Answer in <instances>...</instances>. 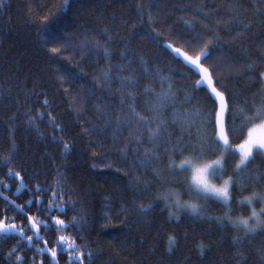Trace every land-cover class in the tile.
Here are the masks:
<instances>
[{
	"label": "snow or ice",
	"instance_id": "6c2138e0",
	"mask_svg": "<svg viewBox=\"0 0 264 264\" xmlns=\"http://www.w3.org/2000/svg\"><path fill=\"white\" fill-rule=\"evenodd\" d=\"M6 7L7 0H0V10ZM71 7L70 0H63L60 10ZM225 7L231 8V15L227 18L218 16L215 26L208 22L205 6L201 5L193 12L194 18L196 14L202 13L198 17L201 22L199 30L194 22L184 20L182 30L169 29L170 34L163 36L162 31H157L159 21L152 19V10H147L145 19V10L141 5L136 13L140 26L137 28L134 25L129 35L121 37L119 41L108 35L114 29L98 31L92 27L93 34L90 37L89 28L81 27L79 30L84 39L78 45H72L59 34L63 32L62 28L53 32L50 40L42 43L56 45L47 47V53L59 87L68 96H73L71 86L78 85L89 98L95 97L99 101L95 106L98 116L107 118L115 115V121L108 119L101 131L111 132L112 143L119 147L126 165L129 164L127 157L131 154V166L153 177L144 180L143 186L142 178L132 171L125 173L127 181L111 177L114 184L122 186V191L133 196L132 204L137 209L138 217L135 223H142V217L152 215L153 210L162 204L161 210H167L169 220L179 222L182 216L187 215L199 222L214 224L222 234L221 240L231 231V245L235 249L233 260L236 264H245L247 256L242 249L251 247L252 240L257 236L264 237V72L255 75L257 64L264 65V40L261 41V55H251L246 40L241 38H246L249 33L254 35L255 25L240 11L242 5L229 0ZM247 10H251L255 16L264 17V0H251L250 9ZM221 20L225 22L227 39L219 27ZM47 23L48 19L44 17L42 24ZM124 27L127 29L126 22ZM259 27L264 28V19L259 21ZM97 36H102L106 44L97 40ZM138 40L154 46V55L166 52L171 57L167 73L158 62L154 64L146 57L140 48L133 47ZM237 41L238 57L233 55L232 48L226 47V44ZM112 43L122 47L117 54L121 61L115 67V71L120 73L117 76L112 75L111 61L114 56L106 46ZM85 49L91 55L82 57V60L95 56L108 63L107 70L102 69L93 75V82L85 78L84 63H72L77 50ZM60 60L66 61L75 71H70ZM173 64H181L183 71L177 73L172 68ZM125 72L127 75L123 74ZM225 72L236 80L257 81L261 87L251 100L244 99L242 92L230 90L229 85L220 79ZM176 75L181 79L194 80V83L177 87L174 83ZM146 79L155 86L138 91L141 81ZM116 82L119 88L113 93L111 85ZM232 87L235 88V85ZM105 88L106 92L98 90ZM106 95L112 99L118 98L120 108L107 103ZM201 95L203 103L199 99ZM144 96L150 97V100L144 102L142 113L138 111L137 100ZM188 105L192 107H186ZM43 107H50L47 99ZM169 108L172 110L171 118L167 111ZM31 112L32 109H28L24 115L29 117L28 124L35 127L37 121L43 119V114L33 117ZM47 114L53 131L60 132L59 138L53 135L51 139L54 143L62 144L66 157L72 145L64 138V127L56 123L50 112ZM133 128L135 134L130 131ZM125 131H129L132 139L120 145ZM36 132L41 135L38 127ZM9 144L11 151L3 157V167L7 168L5 175L18 182L17 193L24 189L31 199L18 203L15 196L11 199L9 196H0V236L7 238L14 234L15 241L9 249L0 250V264H60L64 257H67L65 264H93L94 255L88 251L92 245L84 243L86 237L83 233L90 232L97 224L106 229L111 223L109 213L113 206L106 203L100 216L89 220L92 216L90 210L81 212L77 209L78 203L85 208L87 205L70 198L75 189L67 187V177L62 175L56 186L37 184L32 187L33 178L28 175L26 168L20 166L18 147L11 139ZM205 160L215 165L209 175L215 185L223 189L222 195L216 192L209 194L199 187L193 162ZM93 167L112 169V164L105 157L96 161ZM113 170L120 171L119 168ZM153 187L157 188L154 198L147 204L143 203L144 198L152 195L150 189ZM161 188L164 190L161 191ZM193 201L199 202L200 211L181 210L186 206L197 207ZM216 206L224 209L222 214H213ZM245 209L248 211L247 220L238 223V216H234L233 211H239L242 217ZM68 211L75 213L70 220ZM124 211L116 215H123ZM18 220L23 222L18 224ZM122 223L125 227L129 226L126 221ZM70 229L73 231L68 235ZM49 233L57 239H45ZM167 243L170 253L177 243L176 238L169 235ZM195 247L199 255L203 256L209 246L201 240ZM25 249L33 251L31 262ZM258 255L260 264H264V249Z\"/></svg>",
	"mask_w": 264,
	"mask_h": 264
},
{
	"label": "trees",
	"instance_id": "16d2710c",
	"mask_svg": "<svg viewBox=\"0 0 264 264\" xmlns=\"http://www.w3.org/2000/svg\"><path fill=\"white\" fill-rule=\"evenodd\" d=\"M234 4L242 5L240 11L243 12L247 20L255 25L253 33H249L246 38V47L253 56H260L261 41L264 40V28L259 27V21L264 17L255 16L250 9L251 0H231ZM73 7L61 11L63 0H7V7L0 10V196L16 197L18 203H24L31 199L24 189L16 192L17 181L6 177L7 168L3 167V157L11 151L10 139L18 147L19 163L22 168H26L28 175L33 178V185L56 186V182L61 176L67 177V187L74 188L71 195L72 200L83 201L87 207L77 204V209L81 212L90 210L93 217H99L104 205L113 206L109 216L111 223L105 229L99 224L90 232L83 233L86 237L84 243H91L88 251L94 255L93 264H236L233 260L235 249L231 245L233 233L228 231L221 240V232L214 224L199 222L195 218L187 215L181 220H169L167 210L160 204L153 210L152 215L142 217V223H135L137 220V209L132 204L133 196L127 191H122L121 185L114 184L111 177H119L127 181L125 173L134 172L141 177V186L144 180H151L153 177L142 169L131 166L133 156L128 155L129 164L126 165L122 159L119 147L111 140V132L104 133L101 128L108 119L113 122L116 116H98L95 106L99 101L89 98L78 85L73 84L71 89L73 96H68L59 87V81L53 74L52 62L48 59L47 47L56 46L53 43L43 42L50 40L51 34L58 29H63L59 33L71 42L78 45L84 37L80 33L81 27L89 28V36H92V27L96 30L114 29L108 35L119 41L121 37H127L133 30V26H140V21L136 19V13L143 5L145 19L147 10H152V19L159 21L157 31H162L163 36L169 35V29L182 30V21H192L196 28H201L199 15L194 18L195 9L204 5V12L207 13L208 22L217 25V17H229L231 8L225 5L229 0H70ZM47 17L48 23L42 24V19ZM127 23V29L124 23ZM221 33L227 39L225 22H219ZM102 44L106 41L102 36H97ZM60 43H63L61 41ZM238 43H228L226 47L233 49V55L239 56ZM113 53L111 61L113 67L112 75H120L115 71L116 65L121 61L117 54L122 50L121 45L112 43L106 45ZM133 47H138L143 54L150 58L152 62L159 63L165 73L168 72V61L171 59L166 52L154 55L156 49L146 41H136ZM65 55H68L66 53ZM91 55L90 51L77 50L73 64H85V78L93 82L92 77L102 69L107 70L108 63L103 59L92 56L91 59L82 60V57ZM70 71H75L64 60ZM257 72H264V65L257 64ZM172 68L177 73L182 72L181 64H173ZM127 75V72L123 73ZM220 79L229 85L230 90L242 92L243 98L251 100L261 85L254 80L233 79L225 72ZM177 87L182 85L191 86L194 80L181 79L179 75L174 77ZM235 85V88L232 86ZM155 86L151 80H142L138 91L144 87ZM119 83L111 85V91L116 93ZM106 92L105 89H98ZM159 91V87L156 86ZM126 95V94H125ZM182 96V94H181ZM49 101L50 107H43L44 100ZM203 103V96L199 97ZM107 103L114 108H120L119 99H112L105 96ZM150 97H138V111L143 113L144 102ZM38 101V102H37ZM193 103H196L195 101ZM186 107H192L188 105ZM32 109L31 116L43 114V119L38 120L36 126L28 124V116L24 113ZM171 118V108L168 110ZM48 112L51 113L58 125L64 127V138L72 145L71 152L63 154L62 144L52 141V136H60V132L53 131L49 125ZM91 125V126H90ZM39 128L41 135L36 132ZM86 130V131H85ZM135 134V129L130 130ZM132 139L129 131H125L124 137L119 141L123 145ZM105 157L112 164V169L94 168L93 164ZM119 168L120 171L113 169ZM107 177L108 179H105ZM7 186V187H4ZM161 191L164 188L160 189ZM157 191L156 187L150 189L152 195L142 200L149 203ZM11 192V195L9 193ZM123 206V208H122ZM126 209V211H124ZM124 211L123 215L116 213ZM224 209L216 206L215 215H220ZM244 215L248 214L247 209ZM75 213L68 211L70 220ZM234 216L240 215L237 210L233 211ZM26 220V218H25ZM122 221L128 223L125 227ZM23 221L18 220L20 224ZM87 227V225H85ZM73 230H69L71 235ZM211 231V235L209 234ZM187 234V238L186 237ZM13 235L5 238L0 236V250L9 249L14 243ZM43 236L44 233L42 232ZM173 235L177 243L173 245L172 252H168L167 238ZM45 239L55 241L56 236L49 233ZM203 240L209 246L203 256L199 255L196 244ZM79 243V241H77ZM264 249V237L257 236L252 240L251 247H244L242 251L247 256L245 264H260L258 252ZM27 258L31 262L33 251L25 249ZM61 259L60 264H65Z\"/></svg>",
	"mask_w": 264,
	"mask_h": 264
},
{
	"label": "clouds",
	"instance_id": "9594fccd",
	"mask_svg": "<svg viewBox=\"0 0 264 264\" xmlns=\"http://www.w3.org/2000/svg\"><path fill=\"white\" fill-rule=\"evenodd\" d=\"M215 165L212 164L211 161L205 160V161H194L193 162V171L194 174L198 177L199 179V187L203 189L204 191L208 192L209 194L216 192L217 195H222L223 189H219L217 185H215V182L212 181L211 176L209 175L211 168L214 167ZM193 204L197 205L195 208L191 207H185L182 208L181 210H187V211H200L199 208V202L198 201H193ZM250 214V212H249ZM241 220H247V215H244L240 217L238 215V223ZM242 226V225H241Z\"/></svg>",
	"mask_w": 264,
	"mask_h": 264
}]
</instances>
